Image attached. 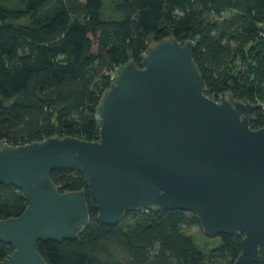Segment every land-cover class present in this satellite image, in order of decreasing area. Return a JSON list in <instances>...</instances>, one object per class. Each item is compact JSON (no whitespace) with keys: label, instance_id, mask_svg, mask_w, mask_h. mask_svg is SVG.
<instances>
[{"label":"trees","instance_id":"trees-1","mask_svg":"<svg viewBox=\"0 0 264 264\" xmlns=\"http://www.w3.org/2000/svg\"><path fill=\"white\" fill-rule=\"evenodd\" d=\"M263 31L264 0H0V145L97 141L109 73L130 61L141 67V55L169 38L196 43L207 97L264 105ZM262 119L258 108L250 128ZM50 179L61 193L84 192L89 223L74 240L39 242L46 264H234L241 253L238 233L202 251L189 232L197 217L180 210H126L105 226L81 174L57 170ZM25 208L19 190L0 185V220ZM11 252L0 243V262ZM253 264H264V249Z\"/></svg>","mask_w":264,"mask_h":264},{"label":"water","instance_id":"water-1","mask_svg":"<svg viewBox=\"0 0 264 264\" xmlns=\"http://www.w3.org/2000/svg\"><path fill=\"white\" fill-rule=\"evenodd\" d=\"M196 43L169 38L117 68L94 115L97 141L51 137L0 145V185L21 192L26 208L0 220V264H46L39 242L74 240L89 223L84 192L61 193L50 174H81L97 220L114 226L126 210L194 214L204 234H243L234 264H253L264 249V127L258 106L204 94L193 62Z\"/></svg>","mask_w":264,"mask_h":264},{"label":"rangeland","instance_id":"rangeland-1","mask_svg":"<svg viewBox=\"0 0 264 264\" xmlns=\"http://www.w3.org/2000/svg\"><path fill=\"white\" fill-rule=\"evenodd\" d=\"M109 4H110V2H107L105 4V6H106L105 11L107 14H108V10H109ZM189 232L191 234H193L198 247L204 252H209L210 250H212L213 248H215L219 244L218 238H209V237L205 236L202 229L199 226H193L189 230ZM218 260L213 259L212 261L215 264H219L220 262H218ZM219 261H221V260H219Z\"/></svg>","mask_w":264,"mask_h":264},{"label":"built area","instance_id":"built-area-1","mask_svg":"<svg viewBox=\"0 0 264 264\" xmlns=\"http://www.w3.org/2000/svg\"><path fill=\"white\" fill-rule=\"evenodd\" d=\"M258 26H259V27H263L262 24H258ZM261 36L264 38V31L261 33ZM114 74H115L114 71H112V72L109 73V75H110V81H111L112 77L114 76ZM257 106H258V108H261V111H262V113H263V119H262V123H261V125H260V128H262V127H264V105H263V104H257ZM253 118H254V113L250 115L249 120H250V119H253ZM1 144L10 145V144H8V143L5 142V141L2 142ZM10 146H11V145H10Z\"/></svg>","mask_w":264,"mask_h":264}]
</instances>
